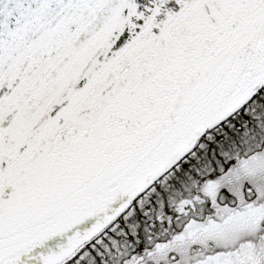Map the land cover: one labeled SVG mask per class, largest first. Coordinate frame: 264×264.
<instances>
[{
    "label": "snow or ice",
    "instance_id": "1",
    "mask_svg": "<svg viewBox=\"0 0 264 264\" xmlns=\"http://www.w3.org/2000/svg\"><path fill=\"white\" fill-rule=\"evenodd\" d=\"M0 264H264V0H0Z\"/></svg>",
    "mask_w": 264,
    "mask_h": 264
}]
</instances>
